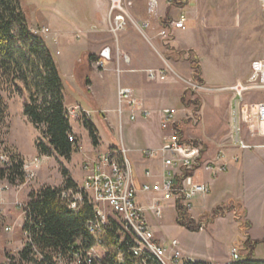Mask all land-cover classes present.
<instances>
[{
    "label": "rangeland",
    "instance_id": "rangeland-1",
    "mask_svg": "<svg viewBox=\"0 0 264 264\" xmlns=\"http://www.w3.org/2000/svg\"><path fill=\"white\" fill-rule=\"evenodd\" d=\"M20 1L32 31L44 37L56 58L62 74V68L59 63L64 59L65 54L59 56L62 50L61 46L56 50L58 45H55V43L57 44L58 39L55 34L56 29L53 18L54 15H59L61 12L67 13L71 11L74 5H78L81 0H74L73 2L72 0ZM90 1L91 0H82V2H86L88 5ZM129 1L133 0H125V3ZM196 4L195 12L199 20L200 29L196 33L193 32L191 36L193 41H191V44L187 42L183 44L182 47L175 46L177 49L181 50L180 55H172L176 60L184 62L185 67L181 69L182 76L178 75L176 72L173 74L178 77L177 79L181 84V92L187 96L184 101V106H190L188 110L189 115L186 116L183 115V108L177 105L175 120H181L182 115L186 117L181 121H177L184 132L183 140L197 139L198 143L196 144L203 146L205 162L211 160L213 155L216 152L222 151V149H228L227 151H229V155H231L229 157L230 159L227 161L238 162L240 160L238 154L241 149L237 148L232 143L231 132L233 129V106L235 101H239V97H237L235 92L230 88L238 84H234L238 78H245L243 82L249 79L252 61L264 59V13L259 0H197ZM106 5L109 24V14L113 8V2L111 0H106ZM127 11L131 16L129 9ZM116 12L115 9L113 13L116 14ZM63 20H66V17ZM63 28L66 27L64 26ZM140 33L142 34V32ZM143 33L145 37V32L143 31ZM166 37L168 36H165V38ZM79 38L80 35L77 36V40H80ZM165 43L166 42L161 44L162 53L164 54L165 49L168 47H166ZM52 47L54 49H52ZM190 49H195L198 54L199 64L203 67V74L207 83L201 87L198 83H194V80L191 79L190 76L191 68L188 62L192 59V55L188 54V52L193 51ZM66 71L67 70L64 68L65 75H67ZM65 75L62 74V76ZM191 84L197 85L199 88H194ZM0 93L4 98L7 108L3 135L0 139V166H10L13 157L19 158L28 166L30 173L34 174L32 177L26 179L24 183L18 182L13 185L7 180L0 181L1 264L7 262L9 255L17 256L26 243V237L19 226L25 221L23 207L24 204L26 205L29 202L30 195L48 186L55 188L63 187L66 180L64 177L65 171L69 173L75 183L81 184L82 182L80 180L83 177L82 172H84L83 165L86 163H84V152L90 149L94 143L90 137L89 131L85 129L84 120H71L73 135L76 138L77 145L70 158L66 159L57 154L53 156H42L39 153L37 145L38 141L41 139L43 140V136L24 115L26 95L13 91L11 87L0 89ZM66 93L68 100H74L72 93L70 94L68 91ZM262 100H264L263 96H259L253 92L245 93L243 97V103L249 106ZM196 103H198L199 106ZM110 104L113 106L115 105L114 102L112 103L109 101V105ZM66 107L68 109L72 106ZM92 111L94 110L92 109ZM92 113L91 121H93L96 126L97 135L102 137L103 141L101 151L107 152L109 146L115 144L109 134L112 132L111 130L115 129V138L118 142L120 141L121 130L119 127L118 114L115 111H110L107 115L108 123L102 124L96 113ZM124 128L125 139H127V133L129 128H132V125L128 124L127 120H125ZM171 129L174 130L173 126H171ZM242 132L250 148L245 149L246 152L243 154L242 162L245 161V163L242 165L244 166V171L239 176H236L237 190H240L239 184L240 181L243 180V184H248V186L256 189V191L258 190V193H260V189L264 192V168H260L259 163L253 159L246 158L250 155L258 156L264 151V136L254 134L252 131L250 132L247 126L242 128ZM43 141L46 142L45 140ZM81 141L84 149L80 150L79 143H81ZM217 144H219V146ZM235 157H238L237 161L234 159ZM36 159H41L38 166L33 164ZM226 194L227 193L224 195H215L214 200L220 202L222 199H224V201L230 199L226 197ZM229 202L234 205H227V202L223 203L226 207L221 205L224 207L219 209V212L223 215H219L216 218H214L212 214L217 206L214 210L212 209L200 217L194 213V209L190 211L189 214L191 218H193L197 224H200L199 231L207 228V226H205L207 220L211 222L218 218H224L217 223L215 228L209 226L207 230L200 234L191 233L195 231H190L177 223L178 211L173 201L169 203L174 206V210L166 208L161 220L156 221V219L153 218H151V220L154 224L159 226L161 236H158L162 237L163 235L169 239L168 242H166L167 246H170L174 240L178 242L180 240L181 243L183 242V244L189 246L193 251L194 248H201L202 250H208L213 255L218 254V251L223 247L222 244H225V254L227 253L229 245L227 238L232 234L237 233L239 237L240 234L241 236L247 234L245 241L237 240L235 241L236 244H234L232 251L229 249L231 251L230 262L239 261L233 260V252L234 250L238 252L240 260H242V256L246 254L244 244L247 239L250 238L248 236L249 234L246 232L248 224L243 218L244 213L241 205L237 202V204L231 202L230 200ZM238 217H240V221ZM237 223L238 228L236 226ZM7 228H10V230ZM216 229H218L217 231H219V233L213 232V230L216 231ZM253 234L257 237L264 236V228H256ZM155 235L156 238L160 240L157 234ZM202 238H204L205 241L198 240ZM240 239L242 238L240 237ZM180 242L179 248L181 249ZM180 252L185 256L182 250ZM255 260L264 262V242L258 245V249L255 251ZM201 263L206 262L202 261Z\"/></svg>",
    "mask_w": 264,
    "mask_h": 264
},
{
    "label": "crops",
    "instance_id": "crops-1",
    "mask_svg": "<svg viewBox=\"0 0 264 264\" xmlns=\"http://www.w3.org/2000/svg\"><path fill=\"white\" fill-rule=\"evenodd\" d=\"M73 1L74 0H72V2ZM131 2L132 6L128 8L131 17L133 15V19L137 24H148V27L144 30L145 37L143 36L144 33L141 34V31L132 24H129L126 29L120 31L117 36H115L111 32L108 24L106 0H91L89 5L81 0L78 5H74L71 11L54 15L53 19L56 29L55 34L58 39L57 44L55 43V45H58L56 50L61 46L62 50L59 56L65 54L64 59L59 64L62 68L63 75H65L64 68L67 70V75L63 76L66 106H82L91 113H96L102 124L108 123L107 115L110 111H115L118 114L119 127L121 130L120 141L118 142L115 138V129L111 130L112 132L109 134L115 144L112 146L110 145L107 152L114 151L117 153V158L121 159L122 156L119 153L122 150L125 151V156L130 161L133 170L135 184L140 189L143 184L152 185L156 182H163L168 174L161 157L150 158L144 151L159 149L171 141V137L174 135L175 130L171 129V126L167 129H164L162 126V117L167 110H175L176 115V106L179 105L183 108V115H189L188 110L190 107L184 106V101L182 99L184 94L181 92V84L177 79L178 77L172 72L174 71L178 75H181V69L185 67V65L184 62L176 60L172 55L181 54V50L177 49L175 46L182 47V45L187 42L191 44V41H193L191 36L193 32L196 33L200 29V26L195 12L197 0L189 4L178 5V7H170L165 0H161L159 16L157 17L148 13L147 0H133ZM181 11H185L188 17L185 30L174 29L171 26V22L179 19ZM65 17L66 20H63ZM163 19L170 20L169 28L165 27L162 22ZM63 25L66 28H63ZM164 30H166L168 34L166 38L161 36V32ZM78 35H80V40H77ZM164 42H166V47L168 46L167 49H165V54L162 53L161 47V44ZM52 49L54 48L52 47ZM190 50H193L192 52L198 56L195 49ZM188 64L191 68L190 76L191 79H193L191 62L189 61ZM200 66L202 69V78L205 82L204 85H206L207 81L203 74V67L201 64ZM169 68H171V72L167 71ZM151 71H165V80H151L149 78V72ZM244 80L245 78H238L234 84L243 82ZM119 86L132 89L137 98L141 100L142 107L150 112V116L146 118L143 115H139L136 120H132L128 113L120 116L118 113ZM67 91L70 92V94L72 93L74 100H68ZM109 101L112 103L114 102L115 105H109ZM92 109L94 111H92ZM183 115L181 116V120L186 118L183 117ZM125 120H127L128 124L132 125V128H129L127 133V139H125L124 135ZM177 121L176 123H178ZM97 136L98 144H92L91 148L84 152V163L96 162L99 155L107 153L101 151L103 143L102 137L99 135ZM217 145L219 146V144ZM79 147L80 150L84 149L82 141L79 143ZM227 150L222 149V151L216 152L212 159L207 162L213 161L220 152L225 154L226 160L230 159L229 157L231 155H229V151ZM245 152L246 150H240L238 154L240 160L238 162L228 161L229 169L226 173L216 178L210 176H205L203 178V181L208 183L211 187V193L208 195H198L194 200L193 209L194 213L200 217L212 209L214 210L216 206L224 205L223 203L225 202H227V205L232 204L229 200L231 202H237L241 205L244 213L243 218L248 224V229L246 230L249 234L248 236L254 241H262L264 236L257 237L253 234V231L256 228H264V192L260 189V193H258V190L256 191V189L251 188L248 184H243V180H241L239 184L240 190H237L236 176H239L244 171V166L242 164L245 163V161L242 162V158ZM246 158L253 159L259 163L260 168H264V151L258 156L250 155ZM148 172L150 176H147ZM82 174V178L84 179V172H82ZM82 178L81 180L79 179L81 182H83ZM225 193H227L226 197L230 199L226 201L222 199L220 202L214 200L215 195H224ZM157 199H159L157 194L139 193L138 201L146 211V218L152 230L157 236H161L159 226L154 224L151 218L156 219V221L161 220L164 216L165 209L174 210V206L169 202L160 200L159 202L162 205V217L157 218L150 210L151 205ZM223 219L224 218H218L211 222L207 220L209 223L206 224L207 222H205V226H207L206 229L191 233L200 234L207 230L209 226L215 228L217 223ZM23 224L22 222L19 226L22 233ZM236 226L238 228V223ZM217 230L218 229H216V231L213 230V232L219 233ZM240 237L242 239H240ZM240 237L237 233L229 236L227 238L229 244L227 253L225 254V244H222L223 247L218 251L217 255H213L208 250H202L201 248H194L193 251L189 246H186L183 242L181 243L180 240L179 242L185 257H192L199 262L204 261L210 264H227L231 261L230 255L234 244H236L235 241H245L247 234H243L242 236L240 234ZM159 239L164 243L169 240L163 235L159 237ZM198 240L205 241L204 238ZM229 249H231V251ZM257 249L258 246L255 251H257Z\"/></svg>",
    "mask_w": 264,
    "mask_h": 264
},
{
    "label": "built area",
    "instance_id": "built-area-1",
    "mask_svg": "<svg viewBox=\"0 0 264 264\" xmlns=\"http://www.w3.org/2000/svg\"><path fill=\"white\" fill-rule=\"evenodd\" d=\"M111 1L113 2V8L109 14L111 32L117 36L120 31L132 24L143 33L148 24H137L129 15L127 8L132 6V2ZM193 1L165 0L170 7H178L180 4H189ZM160 2L161 0H147V11L150 15L159 16ZM259 2L264 13V0ZM115 9L116 14L113 13ZM187 21L186 12L181 11L179 19L171 22V26L174 29L185 30ZM161 36H167V31H162ZM167 71L172 70L169 68ZM149 78L163 81L166 78V72L151 71ZM191 85L194 88L201 87L199 84V86ZM230 89L239 97V101H235L233 106L232 143L237 148L245 150L250 146L243 137L244 126H247L250 132L264 136V100L250 106L243 103L244 94L249 92L264 98V59L253 61L249 79ZM67 113L69 119L74 121L92 119V113L79 105L68 108ZM118 113L120 116L128 113L132 120H136L139 115L146 118L150 116V112L142 107L141 100L137 98L134 91L124 86L118 88ZM175 122V110H167L162 117L163 128L167 129ZM69 140L76 143L73 134L70 135ZM144 153L150 158H162L164 167L168 171L163 182L152 185L143 184L139 189L135 184L133 170L125 156V151L122 150L119 153L122 156L121 159L117 158L116 152L109 151L99 155L96 162H86L83 165L85 177L81 184H77L76 188L61 191L62 201L75 212H78L85 203L94 206L95 215L88 222V231L94 238V245L82 253H73L71 258L58 256L55 258L56 264H105L107 260L114 261L116 264H162V257L169 258L171 264H210L183 256L177 240H174L170 246L158 240L138 198L139 193L158 195L159 199L155 200L150 207L157 218L162 217L160 200L173 201L175 208L178 200H181V204L190 213L198 195L211 193V187L203 181V178L205 176L216 178L228 171L229 162L225 154L220 152L213 161L205 162L203 146L184 143L176 130L169 143L159 149L146 150ZM234 159L237 161L238 157ZM40 161L41 159H36L33 164L38 166ZM25 171L27 179L34 175L30 173L26 164ZM147 176H150L149 172ZM27 204L23 207L25 218ZM113 225L117 226L114 236L117 239L116 243H113L110 236L106 234V229ZM23 233L26 242H31L29 233ZM233 260H240L236 250L233 252Z\"/></svg>",
    "mask_w": 264,
    "mask_h": 264
},
{
    "label": "trees",
    "instance_id": "trees-1",
    "mask_svg": "<svg viewBox=\"0 0 264 264\" xmlns=\"http://www.w3.org/2000/svg\"><path fill=\"white\" fill-rule=\"evenodd\" d=\"M162 22L169 28L170 20L163 19ZM188 54L192 55L193 80L203 86L205 82L198 57L191 51ZM5 87L26 95L24 115L46 141H38L39 153L42 156L57 154L69 159L77 141L72 143L69 140L73 128L67 113L64 79L46 40L32 31L20 0H0V89ZM186 97L184 94L183 101ZM6 117L7 108L0 93V139ZM84 125L94 145H97L96 127L91 120H84ZM173 128L183 140L181 125L175 123ZM183 142L196 144L198 140L185 139ZM64 177L63 187L48 186L30 195L22 229L29 233L31 242H27L17 256L9 255L7 262L1 264H56V257L71 258L73 253H82L94 245V238L88 231V222L95 215L94 206L85 203L78 212L69 209L61 199V191L76 188L77 183L67 171ZM26 179L23 160L13 157L10 166H0V181L7 180L14 185L24 183ZM224 206L220 205L213 211L214 218L223 215L219 209ZM177 211V223L181 227L199 231L200 224L191 218L181 200H178ZM116 229V225L106 229L113 243L117 240L114 237ZM263 242L264 239H247L242 260L228 264H264L254 259L256 247ZM105 264L116 263L107 260Z\"/></svg>",
    "mask_w": 264,
    "mask_h": 264
},
{
    "label": "bare ground",
    "instance_id": "bare-ground-1",
    "mask_svg": "<svg viewBox=\"0 0 264 264\" xmlns=\"http://www.w3.org/2000/svg\"><path fill=\"white\" fill-rule=\"evenodd\" d=\"M162 264H171V262H169V258L162 257Z\"/></svg>",
    "mask_w": 264,
    "mask_h": 264
}]
</instances>
